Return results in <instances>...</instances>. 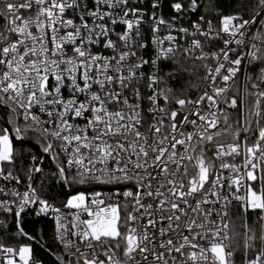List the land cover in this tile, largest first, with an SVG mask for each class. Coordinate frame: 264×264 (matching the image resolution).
<instances>
[{"label": "snow or ice", "instance_id": "6c2138e0", "mask_svg": "<svg viewBox=\"0 0 264 264\" xmlns=\"http://www.w3.org/2000/svg\"><path fill=\"white\" fill-rule=\"evenodd\" d=\"M93 3L94 10L86 0H0V16L6 21L4 30L0 31V104L8 108L7 123L12 125L11 128L0 127V175L6 171L4 179L21 182L20 176L13 175V168L18 159L22 162L25 155H30L24 141L28 129L35 131L34 126H38L47 141L42 144V151L51 155L57 169L51 177L62 189L69 190L60 206L38 194L31 184L22 195L11 192L19 200L15 210L7 201L0 202V209L14 216V235L21 241L36 239L25 230L22 215L26 208L35 205L30 211L37 217L54 214V239L65 249L75 246L76 241L84 246L85 251L76 246L77 264L81 258L83 264H264V223L259 236L255 233L246 236L242 259L238 260V250H230L225 243L231 240L227 231L221 235L220 225L213 219L215 216L222 222L235 202V211L247 214L259 210L262 213L259 219L264 221V147L261 146L264 126L257 120L259 136L252 146L247 144L246 134L250 129L236 130L237 135L245 134L243 174L235 163L223 161V157L240 155L239 142L228 144L225 151L222 143L215 142L220 133L209 132L218 125L219 98L228 91L225 86H216L217 78L222 77L227 85L239 72L247 74L249 66L264 60V51L256 43L251 45L255 51L249 49L237 54L235 59L229 55L236 54L241 46L247 47L246 39L242 38H246V33L256 27L257 22L264 28V0H259L258 11L251 19L239 13L222 15L219 21L222 27L215 36L211 20L206 22L207 31L203 30L204 16L200 17L202 23L191 25L194 29L191 48L203 49L201 40L196 37L222 40L224 47L220 51L224 62H218L215 75L208 69L209 76L205 79L212 80V95L205 91L195 101L176 99L179 108L171 111L158 104L161 98L165 104L171 103L167 94L171 89L156 90L154 85L160 82L159 63L175 60L179 47L177 37L169 34L160 39L157 36L160 25L167 24L171 32L172 24L162 17L157 18L153 12L151 42L155 55L145 59L136 51L146 49L139 31L145 13L129 7V0H93ZM102 6L107 10H102ZM120 7L124 8L123 16H114V9ZM151 7L155 10L159 4L153 2ZM171 8L180 14L196 13L199 5L197 0H189L187 4L174 2ZM69 11L73 15L66 18ZM129 14L132 19L128 18ZM98 20L110 21L113 26L126 25V30L115 33L114 41L111 39L114 30L107 23H97ZM178 31L189 35L187 28ZM252 38L264 44V32ZM165 41L168 47L163 46ZM101 42L103 49L111 50L112 55L93 52L91 45ZM233 43L237 48L232 47ZM184 51L188 53L189 49ZM212 56L216 58L215 53ZM204 58L203 54L197 57ZM133 60L125 67L126 62ZM225 68L226 75L222 72ZM258 78L264 83V67ZM144 80L152 91L147 99L153 122L142 132L140 89H133L137 103H130L124 92L133 83L139 85ZM259 96L264 97V92ZM205 99L209 108L215 106L217 111L201 115L200 106ZM256 104L255 116L261 118L259 99ZM110 105L117 110H109ZM187 106H193L194 110L182 115ZM228 106L237 108V99H231ZM37 110L46 119H42ZM157 114L159 119H156ZM21 115L25 123L23 131L18 123ZM192 117H198L200 123ZM166 118L168 124H165ZM224 120L227 123L228 117L224 116ZM189 124L198 131L181 130ZM13 137L20 144L19 149ZM109 139L115 143H110ZM209 153L213 159L207 158ZM37 159L31 155L32 161ZM40 163H33L27 169L28 179L31 180L34 173H43ZM222 170H229L230 174L225 177ZM89 182H115L132 187L117 193L124 200L121 206L119 200L113 203L100 192H92L89 197L87 191L79 187ZM61 208L71 213L70 227L63 223ZM0 227L8 228V225L0 221ZM244 227L247 231V223ZM227 228L228 224L224 223L223 229ZM66 234L75 240L66 239ZM249 240L253 243H248ZM257 240L258 254L250 258ZM104 245H107L106 250L97 254V246ZM32 252L30 243H20L18 248L0 244L3 257L0 264H33ZM118 253H122L123 259L117 258ZM101 255L106 260L101 259ZM56 264H66V261L56 256Z\"/></svg>", "mask_w": 264, "mask_h": 264}, {"label": "trees", "instance_id": "16d2710c", "mask_svg": "<svg viewBox=\"0 0 264 264\" xmlns=\"http://www.w3.org/2000/svg\"><path fill=\"white\" fill-rule=\"evenodd\" d=\"M201 0H197V4H200ZM214 10L210 17H207L201 11V4L199 10L196 13H176L171 4L174 2L188 3V0H164L163 1V14L167 19L183 18L187 13L191 19H198L204 16L213 22H218L222 15L243 14L244 18H248L254 11L259 3V0H213ZM264 51V44L260 46ZM163 82L162 86L165 91L171 89L168 92L169 100L175 101L176 99H184L187 97H193L197 94L199 86L201 84V77L203 73V64L199 62H168L163 65ZM264 67V60L256 63L253 66H249L247 74L245 76V83L243 87V101H244V115H245V127L249 128V132L246 134L247 139L250 141L253 139L254 134L258 131L257 120L259 125L264 126V97H260L259 93L264 92V83L258 78L260 76V70ZM168 73H172L171 76ZM251 77V78H249ZM257 84L259 87L253 88L252 85ZM242 92V82L238 79L229 92V97L237 99V108H225L224 114L221 117V125L216 132L220 133V136L216 138L215 142L219 143H232L236 140V137H240L242 134L237 135L236 130L241 129L240 122V95ZM260 100V110L262 117L255 116L257 107V100ZM9 110L4 105L0 104V127H9L12 125L7 123ZM224 116L228 117V122L225 123ZM18 123L23 131L25 124L18 120ZM245 135V134H244ZM27 138L24 141V147L30 155H25L23 161L19 159L13 168V175L20 176L21 181H24L27 177V169L31 166V155L42 158L44 152L37 143L44 140L43 136L38 130L28 129ZM235 137V138H234ZM14 142L15 138L13 137ZM16 143V147L19 149L20 144ZM41 167L43 173L37 175L35 179V187L40 195L50 198V200L60 203L62 200H66L64 195L69 190L67 188L62 189L54 178L51 177V173L57 171L55 164L52 163L50 154L43 159ZM43 181V184L41 183ZM7 185H9L7 183ZM86 186L80 185V188ZM0 199H4L3 196ZM25 221L24 228L29 234L36 237L35 240L29 242L26 238L19 240L14 233L16 232L15 219L12 213L0 212V221H5L8 228L0 227V244L11 247H19L20 243H30L33 249L32 257L33 264H56V256H62L66 264L68 262L69 251L61 248L54 239L53 229L50 221L47 218L37 217L33 214H22ZM262 213L257 211H250L247 214L243 212L232 210L230 215L231 226V250H238L237 259H242L246 236H252L255 233L259 236L261 231V221L259 217ZM247 223V231L244 227ZM248 243H253L251 240ZM259 251V240L255 242V247L250 253V258H255V255Z\"/></svg>", "mask_w": 264, "mask_h": 264}, {"label": "built area", "instance_id": "2783aa9c", "mask_svg": "<svg viewBox=\"0 0 264 264\" xmlns=\"http://www.w3.org/2000/svg\"><path fill=\"white\" fill-rule=\"evenodd\" d=\"M163 1L164 0H129V7L138 8L143 13H145V19L142 22V24L139 26V31H140L141 35L144 37V40L142 42L145 43L146 49H144V50L136 49L138 56H143L145 59H151L155 55V47H154V45L151 42V40H152L151 27H152V24H153V21H152L151 17L153 15V12L155 13V16L157 18H161L162 17L165 21H167V22L172 24L171 32H169V28H168L167 24L160 25V31L157 33V36L160 39H163L165 36L171 34V35L177 37V41L179 43V47L177 48L176 53H175V60H162L159 63L160 71H159L158 75L160 77V82L158 84L154 85V88L156 90L163 89V86H162L163 85L162 84V82H163V70H164L163 69L164 68L163 65L165 63L173 62V61L174 62H177V61H185V62L191 61V62H199V63L203 64V73H202V77H201V84H200L199 89L197 91V94L195 96L187 97V98H184V99H186V100L187 99H191V100L195 101L201 95H203V93L205 91H207L210 95H212L213 94V88L211 87L212 80L210 78H208V79H205V78L209 76L208 69H212L213 70L212 74L215 75L214 69L217 66L218 62H224L222 54H221V51H220L221 48L224 47L223 41L222 40L209 41V39L207 37H196V38L201 40V43L203 45V49H192L191 48V41H192L193 37L191 36V33L194 31V29H192L191 25L193 23H202L200 21V17L198 19H191L189 17V15L186 13L185 16L183 18H181V19L180 18H178V19L177 18H175V19H173V18L172 19H167V18L164 17V14H163ZM86 2H88L89 3V7L94 10L93 0H86ZM153 2H156V3L159 4V7L157 9H155V10H153L152 7H151ZM102 10H107V9H106V7L102 6ZM123 11H124L123 7L116 8V9H114L113 14H114V16H123ZM256 11H258L257 7L254 9V11L251 13V15L248 18H246V19H251ZM24 14L27 15L28 13L25 12ZM31 14L34 16L35 15V11L33 10L31 12ZM72 15H73L72 12L69 11L67 16H66V18H70V17H72ZM128 18L132 19L133 17L131 16V14H129ZM76 19H77V23H79V17L78 16H77ZM207 20H210V19L205 17V21L203 22V30H205V31H207V23H206ZM219 21L218 22H213L212 21L213 27H214V31L212 33L213 36H215V32L218 31L222 27L220 25ZM102 22L103 23H107L108 27L112 28L114 30L113 31V35L111 36V39H113L114 41L117 39L115 33H122L124 30H126V25L117 24V25L113 26V25H111L110 21H107V20H105V21H99L98 20L97 21V23H102ZM88 23H89V26H91V24H92L91 19H89ZM5 26H6L5 19L3 18V16H0V31H3ZM180 28H187L189 30V35L185 36L184 33L179 32L178 29H180ZM263 30H264V28H262L261 25L259 24V22H257L256 27L251 28L250 31L246 33V38H242V39H246L247 47L241 46V47L238 48L236 54L229 53V55L232 56L233 59H235L237 54H243V53L247 52L249 49H251V45L253 43L258 44L259 46L263 45V44H260V41L254 40L252 38L253 36L260 35L263 32ZM32 31L35 32V29L33 28ZM132 35H133V38L135 39V31H133ZM221 35H224L225 38H227L226 34L221 33ZM163 46L164 47H168L169 46L168 42L165 41ZM173 46H175V44H173ZM121 47H122V45H121ZM232 47L233 48H237L235 43L232 44ZM91 48H92L94 53L95 52H102L104 55H109V56L113 54L111 52V50L103 49V42H101L100 44L91 45ZM185 48L189 49L188 53H185V51H184ZM251 50L255 51V49H251ZM213 53L216 54V58H213V56H212ZM201 54H203L205 58L204 59H197V57L201 56ZM131 62H134V60L126 62L125 67H127V63H131ZM244 64L247 65L248 61L245 60ZM205 65H207V68L205 67ZM148 72H149V68L146 66L145 67V73L147 74ZM222 72H223V74L226 75L227 74L226 68L223 69ZM124 75H127L126 71H125ZM137 76H139V73H137ZM245 76H246L245 72L241 71V72H239L237 74L236 77H234L232 80L228 81L227 85H224L222 77H218L217 78V80L215 82L216 86L217 87L225 86V87H227L228 91H227V93L224 96H221L219 98V109H220V112L218 113V115L216 117L218 119V125H217V127L215 129H209L210 133H216L217 129L221 125V117L224 114L225 108H230L228 106V103H230V101H231V99H233V97L232 96L229 97V92H230L231 88L233 87V85L235 84V82L238 79H241V82H242V92H241L240 99H239V102H240L241 129L245 128L244 101H243V87H244V83H245ZM137 87H139L141 96L143 97V99L141 101H139V103L141 104V108H142V115L144 117V128H141V131L143 132V131L146 130L148 124L153 122V117L148 112V108L151 105H150V102L147 99V97L152 94V91L148 88L146 80L142 81L139 85L133 83V85L129 89L125 90V92H124V95L129 97V102L130 103H137V101L133 97V89H135ZM116 90L119 91V85H117V89ZM64 95H65V98H67V96H68L67 90H65ZM80 99H83V97H80ZM170 101H171L170 104H165L163 98H161L158 101V104L161 107H169L170 111L171 110H177L179 108V106L177 104H175V101H172V100H170ZM109 110H117V109H116L115 106H111L110 105L109 106ZM193 110H194L193 106H187L184 109L182 115L183 114H188L189 112H191ZM215 111H217V108L215 106H213L212 108H209V102L206 99L202 102V104L200 106V114L201 115L207 114L209 112H215ZM37 114L41 115L42 119H46V117L43 114H40L38 112V110H37ZM169 115H170V112H169ZM19 118H20V121L22 123H24L23 116L21 115ZM192 118L196 119L198 124L200 123L198 117H192ZM156 119H159V114H157ZM178 119H179V117H178ZM209 119H212V117L209 116ZM80 123L82 125L83 124V120H81ZM165 124H168L167 118L165 119ZM34 128L36 130H38L40 133L42 132V129H40L38 126H34ZM181 130L184 131L185 133L198 131V129L193 128V126L191 124H189L187 127L183 128ZM241 134L242 135L240 137H236V140L234 142H232V143H222V144L225 146V151H227V145L228 144H234V143L239 142V144H240V155L239 156H235V157H233V156L223 157V161L227 162V163H235L240 168L241 174H243V171H244L243 162H244V158H245V151H244L245 140L243 138L244 137V133H241ZM258 136H259V131H257L254 134V137H253L252 140L249 141L247 139V144L249 146L254 145L256 143V140H257ZM129 139H131V137H129ZM109 142L110 143H115V140L109 139ZM216 143L220 144L219 142H216ZM261 146L264 147V143H262ZM181 151H182V149H181ZM61 155L63 156V154H61ZM259 155H260V153L257 152L256 156L259 157ZM46 156L47 155H43V157L42 158H38L37 161H32L31 160V165L33 163H40L41 161H43V159ZM207 158L208 159H213L212 154L209 153ZM132 159H135V157H132ZM185 162L187 163V161H185ZM192 163H194V161ZM41 164L42 163H40V166H41ZM216 166H217V168L219 167V161L216 162ZM6 174L7 173L5 171V173L3 175H0V189H3V191H0V197L3 196V198H4L3 200L0 199V202L7 201L8 205L13 207V209L15 210V206L19 203V200L17 198H14L11 195V192H19L22 195L23 192L27 190L26 186L28 184H31L36 189V187H35V179H36L37 175L40 174V173H34L33 174V178L31 180L28 179V176H27L26 179L24 181H21L19 184H17L15 180H6V179H4V175H6ZM222 174L225 177H227L230 174V172H229V170H222ZM7 183L9 185H7ZM86 185H90L92 187H94V186L97 187L96 191H94V192L102 193L103 194V198H105L106 200L108 198H111V202H113V203H115V202H117V200H119L121 206H123L124 200H123L122 196H117V193H122L123 191L130 190L131 187H132L131 184H123V183H115V182H111V183L89 182ZM157 186L158 185H153L154 188L157 187ZM256 188H257V191H259L260 185L257 184ZM36 191H37V189H36ZM243 191H244V188L242 187L241 188V194H243ZM37 193L39 194L38 191H37ZM50 202L54 203L56 206H60V203H56V202H54L52 200H50ZM32 207H36V206L35 205H30L28 208L25 209V212L23 214H25V213L28 214L29 213V214L35 215L33 212L30 211V209ZM217 207H219V205H217ZM234 208H235V202H234V204L232 206V209H230L229 214L224 217L222 222H220L217 217H215V216L213 217V219L216 220L219 223V225H220L221 235H223V233L225 231H227V233H228L230 238H231L230 215H231V212H232V210ZM0 212H4V211L2 209H0ZM72 212H75V210H72ZM5 213H7V212H5ZM61 215L64 217V219H63L64 225L66 227H70L71 213L67 209L61 208ZM39 217L47 218L50 221V223L52 225V229H53V235H54V232H55V218H54V214L49 213L47 216L41 215ZM164 223H166V221ZM224 223L228 224V228L227 229H223V224ZM66 239L75 240V238H72V237L68 236L67 234H66ZM56 242L61 248H63L64 250L69 251L68 261H71V264H77V257L79 256V253L76 252V246H79L82 251L86 250L82 244H79L78 241H76L75 246H70L68 249H65L63 247V244L60 243L59 241H56ZM225 243L229 245V249L231 250L232 241L231 240L230 241H225ZM106 248H107V245H104L103 247L97 246L95 251L97 252V254H102L106 250ZM113 248H114V246H113ZM2 258H3L2 254H0V259H2ZM88 258L91 259L92 257L89 256ZM100 258L106 260V257H104L103 255H101ZM117 258L123 259L122 253H118ZM17 259H18V257H17ZM79 264H83L82 258L80 259Z\"/></svg>", "mask_w": 264, "mask_h": 264}, {"label": "rangeland", "instance_id": "374dc122", "mask_svg": "<svg viewBox=\"0 0 264 264\" xmlns=\"http://www.w3.org/2000/svg\"><path fill=\"white\" fill-rule=\"evenodd\" d=\"M188 2H189V0H188ZM200 4H201V11L203 12V14L205 16H207V17H210L212 12H213V10H214V1L213 0H201ZM263 32H264V30H263ZM37 143L42 148V144L45 143V142L42 140V141H38ZM44 155H47V154L44 153ZM81 186H83V185H81ZM81 189L82 190H86L88 195L90 196L92 192L96 191L97 187H95V186L92 187L90 185H86L83 188L81 187ZM73 191H74V189H73Z\"/></svg>", "mask_w": 264, "mask_h": 264}, {"label": "water", "instance_id": "95a60500", "mask_svg": "<svg viewBox=\"0 0 264 264\" xmlns=\"http://www.w3.org/2000/svg\"><path fill=\"white\" fill-rule=\"evenodd\" d=\"M179 106V105H178Z\"/></svg>", "mask_w": 264, "mask_h": 264}]
</instances>
